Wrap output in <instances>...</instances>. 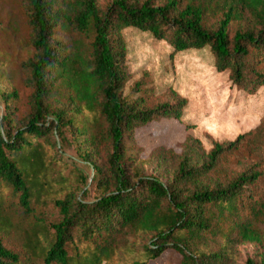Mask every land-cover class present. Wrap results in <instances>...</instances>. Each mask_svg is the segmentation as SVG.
I'll return each mask as SVG.
<instances>
[{
	"label": "trees",
	"instance_id": "1",
	"mask_svg": "<svg viewBox=\"0 0 264 264\" xmlns=\"http://www.w3.org/2000/svg\"><path fill=\"white\" fill-rule=\"evenodd\" d=\"M211 1L113 0L101 8L97 0H26L32 110L22 125L14 126L10 111L1 121L0 264H119L126 248L135 250L129 264H149L168 249L181 255L180 264H233L237 244L263 241L254 223L264 216L263 172L253 165L229 177L222 172L246 134L207 153L188 139L166 181L145 172L134 142L141 126L181 120L188 101L152 106L139 87L125 92L127 28L149 31L176 51L209 47L217 71H229L232 82L249 94L264 86V0H217L223 17L215 27L205 22ZM67 132L95 171L92 200L87 176L80 174L75 191L62 174H49ZM103 149L105 166L97 162ZM58 177L66 189L60 197ZM48 203L57 209L53 219ZM14 210L29 219L18 248L5 241L19 225ZM130 235L145 240L136 246Z\"/></svg>",
	"mask_w": 264,
	"mask_h": 264
},
{
	"label": "rangeland",
	"instance_id": "2",
	"mask_svg": "<svg viewBox=\"0 0 264 264\" xmlns=\"http://www.w3.org/2000/svg\"><path fill=\"white\" fill-rule=\"evenodd\" d=\"M113 0H97L101 8ZM165 0H157L162 3ZM201 0H179L181 6L199 3ZM207 1V0H205ZM26 0H0V129L2 118L7 111L12 114L14 126L22 125L32 110V87L27 81V61L35 54L32 44L33 31L29 25L25 9ZM205 14V22L210 27L217 26L223 17L217 0ZM252 14L248 11V21ZM252 20V19H251ZM246 20L243 22L247 24ZM239 27L238 22L231 26L232 33ZM61 36L79 40L75 32L62 31ZM127 43V65L131 79L125 89L128 93L139 87L145 94L147 104L175 103L185 98L188 104L181 120L163 117L137 128L134 142L137 155L144 160L146 173L157 175L166 181L177 168L185 142L197 138L205 153L218 143H228L240 134H246L241 147L229 155L223 164L222 172L235 175L253 165L263 172L261 187L264 188V86L254 94H249L241 85L235 84L229 71L218 72L215 58L209 47L176 51L166 39L155 38L149 31L127 28L123 31ZM15 92V95L12 93ZM58 139L61 157L49 170V174H62L63 180L77 191L82 185L80 174L87 176V200L95 196V171L77 150L74 143ZM97 159L105 166L107 151L103 149ZM60 158V159H59ZM57 178L56 196H63L62 185ZM81 180V182H80ZM81 195V194H80ZM49 218H55L57 209L48 203L45 208ZM14 221L19 224L6 237L11 247H19L22 230L28 218L15 210ZM255 227L263 234L264 216L254 221ZM132 236V235H130ZM145 236H132L131 242L138 244ZM142 243V242H141ZM233 264H264V239L260 242H243L235 247ZM135 257V250L126 248L117 258L119 264H129ZM181 255L173 249L166 250L149 264H180Z\"/></svg>",
	"mask_w": 264,
	"mask_h": 264
}]
</instances>
